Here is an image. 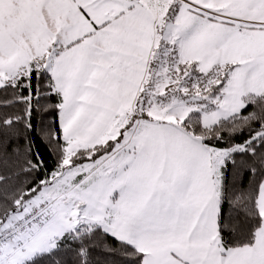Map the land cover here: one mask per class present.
Returning a JSON list of instances; mask_svg holds the SVG:
<instances>
[{
  "label": "snow or ice",
  "instance_id": "obj_1",
  "mask_svg": "<svg viewBox=\"0 0 264 264\" xmlns=\"http://www.w3.org/2000/svg\"><path fill=\"white\" fill-rule=\"evenodd\" d=\"M0 264H264V0H0Z\"/></svg>",
  "mask_w": 264,
  "mask_h": 264
}]
</instances>
